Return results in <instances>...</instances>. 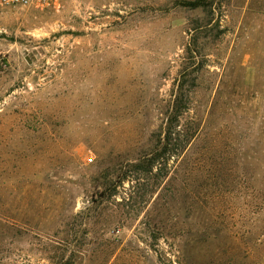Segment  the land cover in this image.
<instances>
[{
    "label": "rangeland",
    "instance_id": "obj_1",
    "mask_svg": "<svg viewBox=\"0 0 264 264\" xmlns=\"http://www.w3.org/2000/svg\"><path fill=\"white\" fill-rule=\"evenodd\" d=\"M189 1L0 9V264H264V0Z\"/></svg>",
    "mask_w": 264,
    "mask_h": 264
},
{
    "label": "trees",
    "instance_id": "obj_2",
    "mask_svg": "<svg viewBox=\"0 0 264 264\" xmlns=\"http://www.w3.org/2000/svg\"><path fill=\"white\" fill-rule=\"evenodd\" d=\"M184 5L191 8H197L201 6V2L194 0L185 2ZM182 73L183 74H181V77H184V72ZM190 100V96L174 97L171 112H169L166 116L164 130L158 138L160 152H155L157 157L165 154V152L168 150L169 143L172 146L171 150L174 151L177 157H179L192 140L195 131L191 129V126H185V128H181V120L189 110ZM146 162L147 165H152V159H147Z\"/></svg>",
    "mask_w": 264,
    "mask_h": 264
},
{
    "label": "built area",
    "instance_id": "obj_3",
    "mask_svg": "<svg viewBox=\"0 0 264 264\" xmlns=\"http://www.w3.org/2000/svg\"><path fill=\"white\" fill-rule=\"evenodd\" d=\"M56 2L57 0H0V9L29 6L46 7L56 4Z\"/></svg>",
    "mask_w": 264,
    "mask_h": 264
}]
</instances>
